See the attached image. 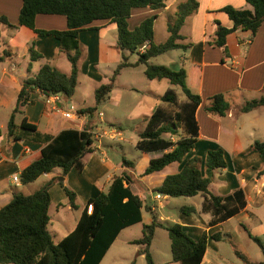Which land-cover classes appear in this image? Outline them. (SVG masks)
<instances>
[{
  "label": "trees",
  "instance_id": "16d2710c",
  "mask_svg": "<svg viewBox=\"0 0 264 264\" xmlns=\"http://www.w3.org/2000/svg\"><path fill=\"white\" fill-rule=\"evenodd\" d=\"M166 0H22L17 23L26 27L38 36L51 35L59 42V52L70 64L69 74L60 72L52 65L43 63L38 71L24 78L17 93L15 106L11 111L6 135L11 141L34 140L43 144L40 155L27 167L21 170V184L35 181L43 174L59 169L64 177L71 169L81 171L83 158L93 152V140L86 130H63L55 136H43L36 127L26 122L23 107L31 102V94L38 92L46 97L61 96L69 100L76 87L77 62L81 56L78 33L94 29L91 24L96 21L110 22L116 25L115 48L121 54V61L114 69L109 81L98 86L93 93L94 106L77 111L79 115H92L103 103L114 87V80L120 70L145 65L144 75L148 80H164L174 88H168L160 96L161 105L152 113L143 117L144 126L137 132L138 140L134 148L146 154H158L150 158L142 176L163 170L166 166L177 163L180 169L165 176L154 192L169 198L202 197L201 212L209 213L208 226L222 223L239 211L246 203L241 190H235L225 196L210 193L208 186L215 172L226 168L223 151L220 148L209 150L203 157V167L199 168L195 159L185 161L197 138L195 111L201 99L193 94L187 84L183 69L173 70L164 65H151L148 60L168 51L185 50L189 45L178 44L182 39L179 30L186 17L197 10L195 0H185L176 8L174 19L167 24L168 38L163 43H153V23L156 15L145 18L134 29L128 28L127 20L132 9L149 8L159 10ZM251 7L235 9L225 6L220 9L232 22L231 28H224L215 21L216 30L209 45L225 53L226 37L236 30L255 35L264 21V0H245ZM37 15H60L65 18L66 29L38 30L34 27ZM1 21H5L1 18ZM146 45L145 51L138 49ZM124 52L136 54L137 61L127 62ZM29 64L38 61L42 56L34 49V42L27 48ZM4 51L0 62L9 57ZM179 87L182 99L178 96ZM205 111L223 116L229 110V104L222 94L210 97ZM264 106V88L257 99L246 101L238 111L249 112L256 107ZM16 114L22 115L18 124L14 122ZM251 151L264 158V140H255L250 145ZM131 161L121 159L125 168H133ZM133 181L126 172L115 176L106 192L92 188L91 196L82 208L74 229L61 240L54 243L48 232L50 216L49 188L53 181H48L37 191L29 195L13 194L11 200L0 208V264H99L107 249L121 230L140 223L141 211L145 209L142 200L134 195L129 185ZM67 198L70 209H77L75 195L59 183ZM149 211V208L145 209ZM185 215L195 214L193 206L179 208ZM162 228L167 234L171 261L179 264H200L206 249L207 236L202 232L198 239L191 238L178 223L163 224L154 215L149 224H142L141 237L130 241L138 246L145 264H154L150 245L154 230ZM248 236L260 248L264 257V246L255 237ZM213 240H217L212 235ZM262 264V263H247Z\"/></svg>",
  "mask_w": 264,
  "mask_h": 264
},
{
  "label": "crops",
  "instance_id": "0c3cea01",
  "mask_svg": "<svg viewBox=\"0 0 264 264\" xmlns=\"http://www.w3.org/2000/svg\"><path fill=\"white\" fill-rule=\"evenodd\" d=\"M184 1L166 0L164 7L159 10H151L147 7L132 9L127 20L128 28L132 30L145 18L156 15L153 23V43H163L169 35L167 24L173 20L172 17L175 15L177 6ZM195 1L197 3L196 12L185 18L179 30L182 39L178 41V44L189 46L176 54V61L173 59L169 63L171 69H183L185 71L186 84L189 90L201 99L195 111L198 127L196 142L186 158L188 159L190 155L197 153L203 159L207 151L220 148L223 151L226 168L215 172L208 190L213 195L225 196L239 189L243 193L246 205L230 219L214 226H208L211 216L209 213L201 212L202 197L197 195L190 197L198 198L194 204L183 205L193 206L196 213L191 215L179 213L178 224L195 240L200 237L202 232L206 233V249L200 264H236L232 260L227 262L220 260L217 256L220 243H227L232 250L248 248L250 247L249 243L257 245L248 236L250 234L264 246V241L259 237V235L264 237V223L260 218L264 212V158L250 149L253 141L264 140V106L256 107L246 113L238 111L239 107L246 101L259 98L264 88V21L253 36L240 30L229 34L225 40L226 50L223 53L221 49L209 45V41H211L216 30L215 21L224 28L232 27V22L220 9L230 6L235 9L251 10V7L245 0ZM21 4L22 0H0V55L4 51L10 53L9 57L0 62L1 207L11 200L13 194L21 192L18 189H15L16 193L11 190L9 196V191L5 189L6 184H21L20 179L18 182H14L12 176L16 174L19 178L21 170L39 157L43 147L39 141H11L6 135V125L15 106L22 80L35 74L46 62L64 74L68 75L70 72V64L65 56L59 52V42L53 36H38L32 30L18 25L17 20ZM162 17L169 19L163 18L160 22ZM1 18H4L5 21L2 22ZM91 26L94 29L81 31L77 36L81 56L77 62L76 87L73 96L67 101L61 96L46 97L38 92H33L31 102L22 109L26 122L34 125L36 131L43 136H55L63 130L104 131L100 125L102 122L105 123L102 120V113L99 112L101 116H98L97 113V120L93 118V114H77L78 110L88 108L83 95H81V76L83 75L87 79V83L92 84L89 92L93 95L98 86L109 81L114 69L121 61V54L115 48L117 31L114 23L96 21ZM34 27L38 30L62 31L66 29V21L60 15H37L34 20ZM33 42L34 49L42 58L29 64V57L25 49ZM127 62L133 64L136 61L129 62L127 60ZM125 69L127 67L121 69L119 73ZM119 75L114 80V87L108 98L103 102L109 101L111 107L115 106L116 108H118L122 94L125 92V88H119L115 83ZM168 88L174 87H166V89ZM154 91H157L158 94L147 98L146 102H142L138 108L128 113L129 119H136L140 116L147 117L157 106L161 105L160 96L164 91L163 89L161 93L157 89ZM216 94H222L229 104V110L223 116L208 113L204 109L209 104L208 99ZM66 113H69V118L64 116ZM21 117L22 115L16 114L14 122L18 124ZM111 124L106 123L105 128ZM135 137V141L129 143L133 148L138 140L137 134ZM103 139H106L107 143L123 142L122 136L120 139L113 140L104 136L98 139L92 138L93 152L83 158L81 171L71 169L64 177H61V171L54 169L31 182L35 183L43 178L37 187L40 189L44 183L53 181L49 188L48 214L50 208L53 207L57 214L58 223L67 228L65 233H61L57 237L56 242L74 229L82 208L91 196L92 188L106 192L112 179L123 172H126L132 181L137 183L144 182L145 177H147L148 182L144 192L138 191L139 189L133 190V183L129 185V189L142 200L145 209L149 208V211L145 209L141 211V223L149 224L151 217L145 221L143 217V212H153V207L147 203V198L151 197L150 194L154 192V188L160 185L165 176L176 173L181 167L177 163H172L176 166L171 172L165 170L168 165L159 172L142 176L149 159L158 156V154L143 153L147 160L146 165L139 166V163L131 161L133 168H125L121 161L120 163L111 162L107 158V150L110 149V145L103 142ZM122 158L124 157L122 156ZM154 175L158 176L153 181ZM60 182L74 193L77 209H70L67 205V198L59 185ZM31 183L24 184L23 188ZM36 190L28 194L21 192V194L29 195ZM146 193L149 195H145ZM151 198L167 203L171 201V198L162 195L158 199L155 198V195ZM159 207H163L160 202ZM58 209L74 211L77 214L68 218L59 217ZM157 219L160 222L166 220L162 216H158ZM231 221H235L236 227H229L225 233H222L220 231L222 226ZM247 224L250 227H247ZM48 232L50 236H52L51 232L54 235L59 232L57 228H54L51 217ZM212 235L216 236L217 240H213ZM233 252L238 253V251ZM255 263L264 264V261ZM170 264L176 263L170 262Z\"/></svg>",
  "mask_w": 264,
  "mask_h": 264
},
{
  "label": "rangeland",
  "instance_id": "374dc122",
  "mask_svg": "<svg viewBox=\"0 0 264 264\" xmlns=\"http://www.w3.org/2000/svg\"><path fill=\"white\" fill-rule=\"evenodd\" d=\"M165 19H169L167 17H162L160 19V22ZM174 19V17H172ZM27 53V49H25ZM180 53L181 50H171L168 51L162 55H159L157 57L151 58L148 62V64L151 65H164L169 67L170 61L173 59H176V54ZM129 62L137 61V55L136 54H129L128 52H124ZM176 61V60H175ZM144 69L145 65L143 64H137L134 67H127V69L121 71L119 73L117 80L115 81L117 87L119 88H125V92L122 94V97L120 99V104L118 108L115 106L110 105V102L107 101L105 103H101L95 113H93V118L97 120L98 116L97 113H102V120L105 121L102 122L101 127L104 130H114L115 132H120V135L123 137V142L117 143V142H108L106 139H103V142H106V144L110 145V149L107 150V158L111 162H119L121 161V157L123 156L129 161H135L139 163V166L146 165V158L143 153L140 151L134 149L129 143L135 141L136 134L139 132L143 126V117L140 116L136 119H129L127 117V114L132 112L133 109H136L142 104V102H146V99L149 97H153L158 94L157 91H154V89L163 91L166 89V87H173L169 85L166 81L160 80H148L144 75ZM87 79L81 76V95H83L84 101L86 102V105L88 107L94 106V100L93 95L91 92H89V89L92 88V84L86 82ZM159 82V83H157ZM128 87V88H127ZM176 91L178 92V96L180 99H182V95L180 93L179 87H176ZM106 101V100H105ZM106 123H112L111 126L108 128H105ZM112 127V128H110ZM105 140V141H104ZM200 155H197V153L190 155L188 159H195L198 162L199 168L202 169L203 167V159ZM187 159V158H186ZM187 159V160H188ZM175 164L169 165L166 167L167 172H171L172 169L175 168ZM137 173V171H136ZM154 180L157 179L158 175H154ZM43 181V178H40L39 181L35 183H31L28 186L24 187V184H16V185H10L6 184L5 189L9 191L13 190L15 192V189H18L23 194H28L31 191H34L35 189L38 190V186L40 182ZM148 179L145 177L144 182L137 183L133 182L132 189H139L138 191H145L147 186ZM36 190V191H37ZM19 192V194H21ZM16 193V192H15ZM145 195H149L146 193ZM151 197L155 195V192H152ZM12 197V196H11ZM147 198V203L150 204L151 207H153V212H143L144 221L152 217L154 215L156 218L158 216L165 217L166 220L163 221V224L170 225L172 223H178V220L180 218V211L178 210L179 207L183 205H192L194 204L195 200H198V198H186V197H178V198H171V201L169 203L163 201V200H153L152 198ZM159 202L163 204V207H159ZM1 205V204H0ZM80 205V204H79ZM3 206V205H2ZM82 207V206H80ZM1 208V206H0ZM59 211V217L65 216V217H71L73 214L76 215L74 211H62L61 209H58ZM49 214L51 217V220L53 222L54 228H57V235H54L53 232H51V238L53 242L55 243L57 240V237L61 233H65L67 228H64L63 225H60L57 220V214L55 213V210L53 207L50 208ZM264 223V212L260 217ZM247 227H250L249 224H247ZM141 226L142 223H137L134 225H131L124 230H122L116 237L115 241L111 244V246L107 249L106 253L104 254L103 258L99 262V264H145L144 258L142 255L138 254V246L131 245L128 243L129 241L138 239L141 237ZM235 228L236 224L235 221H231L228 224H225L222 226L220 231L222 233H225L228 228ZM260 239L264 241V237L260 236ZM250 247L248 248H238L236 250H232L230 246L227 243H220L219 244V252L217 256L220 258V260L227 262L228 260L234 261L236 264H247L248 262H259L264 261V257L262 255V252L260 248L255 245L254 243H249ZM150 254L152 257V260L154 264H170L171 261V254H170V248H169V240L167 238V234L164 229L157 228L154 230L153 239L150 245ZM233 251H238V253H234ZM178 264V263H176Z\"/></svg>",
  "mask_w": 264,
  "mask_h": 264
},
{
  "label": "built area",
  "instance_id": "2783aa9c",
  "mask_svg": "<svg viewBox=\"0 0 264 264\" xmlns=\"http://www.w3.org/2000/svg\"><path fill=\"white\" fill-rule=\"evenodd\" d=\"M145 48H146V45H142L138 49V52L139 53L144 52L145 51ZM51 97H54V96H51ZM64 116L66 118H69V113L64 114ZM98 116H101V114L98 113ZM87 132L90 134L91 138H94V139H98V138H100L102 136L107 137V138H109L111 140H113V139H120L121 138L120 133L119 132H115L114 130H107V131L104 130V131H100V132L99 131H94V130H87ZM12 180L14 182H18L19 181V178L17 177L16 174H14L12 176ZM155 198H157V199L160 198V194H155Z\"/></svg>",
  "mask_w": 264,
  "mask_h": 264
}]
</instances>
